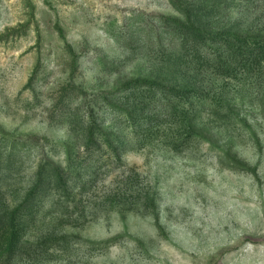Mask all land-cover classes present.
<instances>
[{
	"label": "rangeland",
	"instance_id": "1",
	"mask_svg": "<svg viewBox=\"0 0 264 264\" xmlns=\"http://www.w3.org/2000/svg\"><path fill=\"white\" fill-rule=\"evenodd\" d=\"M0 264H264V0H0Z\"/></svg>",
	"mask_w": 264,
	"mask_h": 264
},
{
	"label": "trees",
	"instance_id": "2",
	"mask_svg": "<svg viewBox=\"0 0 264 264\" xmlns=\"http://www.w3.org/2000/svg\"><path fill=\"white\" fill-rule=\"evenodd\" d=\"M260 63V62H259ZM50 243V240H46V241H43V242H41L39 245L41 246V247H45V246H47L48 244Z\"/></svg>",
	"mask_w": 264,
	"mask_h": 264
}]
</instances>
